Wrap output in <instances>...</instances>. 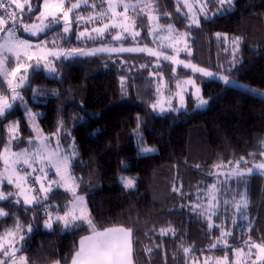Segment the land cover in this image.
Listing matches in <instances>:
<instances>
[{"label":"trees","instance_id":"obj_1","mask_svg":"<svg viewBox=\"0 0 264 264\" xmlns=\"http://www.w3.org/2000/svg\"><path fill=\"white\" fill-rule=\"evenodd\" d=\"M41 2L32 0L30 15L38 12ZM105 4L106 0H86L77 11L99 12ZM152 5L159 22L189 33L192 54L183 58L220 69L228 52L225 64L229 66L221 71L264 90V0H232L225 12L201 18L197 26L188 25L181 3L177 11V0H152ZM130 16L139 29V41L149 43L147 14L137 9ZM58 27L36 37L24 35L45 40L51 30L57 34ZM75 28L74 24L70 37L63 40L65 45L78 43ZM232 38L239 45L234 56L224 51V43ZM98 39L105 42L110 37ZM121 60L107 54L59 56L53 60L52 74L39 64L30 67L23 93L46 133L61 130L62 145L71 140L76 145L70 171L94 224L77 220L65 226L54 221L51 228H44L48 213L67 208L72 195L64 188H53L47 199L31 205L14 194L0 200L7 213L0 218V233L12 227L22 231L24 239L15 254L24 256L28 264H69L79 238L114 226L131 231L133 264H205L207 256L232 259L234 251L247 244L264 245L263 174L243 176L237 194L220 191L212 201L206 194H196L213 182L212 166H244L262 158L264 98L217 79L198 77L207 100L204 108L195 109L188 94L184 110L160 114L151 107L156 89L150 71H159L167 81L189 71L175 68L168 60L155 66V58L143 53L125 57L128 71ZM0 92L7 90L1 87ZM14 120L19 121L20 136L13 148L30 145L31 132L23 112L14 105L0 116V150L7 143L6 127ZM137 123L143 149L153 151L137 146ZM198 130L203 136L200 141L194 140ZM121 175L133 178L134 186L125 187ZM242 197L247 207L239 212L235 205ZM223 209L226 213H219ZM213 210L219 214L210 216Z\"/></svg>","mask_w":264,"mask_h":264},{"label":"rangeland","instance_id":"obj_2","mask_svg":"<svg viewBox=\"0 0 264 264\" xmlns=\"http://www.w3.org/2000/svg\"><path fill=\"white\" fill-rule=\"evenodd\" d=\"M43 2L44 0H42L41 2V7H40L41 11L43 10ZM85 2L86 0H65V9L70 7L72 3H79L81 5L84 4ZM123 2L136 4L138 0H123ZM150 2H151V7H144V5L149 3V0H140L141 7L144 8L142 12H145L148 16V21H149L148 38L150 40L149 43L139 41L138 36L140 32L139 29L135 27V23L134 25L132 24L133 19L130 16L132 10L131 8H129L127 12H125L122 6H118L115 8L116 15H113V11L109 9V4H120L121 0H106V4L104 8L99 12H90V13L88 12L87 14H83L77 11L78 8L74 9L69 14V20L67 22H65L62 18H59L62 14H58V22L53 23L51 28L54 26H59L61 28L60 29L61 31L60 30L57 31L56 34L55 33L56 31L51 30L52 32H50V37H48L49 39L47 38L45 40L31 39L24 35L25 33L28 35L30 34L26 31H23L22 29L23 24L31 25V24L40 23V21L37 19V17H39V11L37 13H33L32 15H30L27 11V5H25L23 11L20 9H16L15 5H11L8 9L9 12H15V19L8 20V23L4 25L5 31H0V43H3L4 39L7 36L6 29L10 27L13 22H15L19 26L16 35L19 37V39L28 41L33 47L30 50H28V55L24 54V50H21L19 59H17L15 55L9 54L7 52L4 53L5 57H7L6 71L10 73L13 70H15L17 67H19L20 71L16 73L15 78L11 77L10 75H5L4 73H0V91H1V87H5V89L7 90V93L0 92V95H4L8 98V103L11 104V107L15 105L23 112L28 128L31 132V136L28 139L30 141V145L28 147L14 149L12 144L15 141V139L20 136V124L18 120H14L9 122V124L7 125L6 127L7 143L0 150V192H3L5 194L13 193L23 201V196L19 195L20 189L16 187L17 177L25 178L26 182L22 184V187L24 189L32 188L38 190L40 188V183H36L35 181L36 178L40 177L41 182L45 185V187H48L49 182L52 181L57 182L51 184V190L55 187H61L70 191L72 196L71 199L69 200L68 206L65 209V211L59 214L48 213L47 218L44 220V225H43L44 228L46 229H49L48 227H46V222L50 221L51 224H53L54 220H58L57 217H63L66 212L73 209L74 205H77L75 207L74 215L79 216L80 208L83 207L86 209V213L88 217V219H83V220H85L88 223V220L90 219L92 222L91 225L94 224V221L92 218L90 208L85 200V197L82 194V192H80L77 182L70 171V163L77 152L76 145L71 140L68 142L66 147L63 146L61 142L62 141L61 136L63 133L61 132V130H58L53 134L46 133L39 123L38 113L32 109L30 101L23 93L22 90L23 86L26 84L30 67L33 64L42 65L47 74H52L53 60L59 56H75V55L89 56L94 54H107L110 56H116L121 58L122 59L121 63L127 71L129 64L126 62L125 57L128 54L143 53L144 55L147 56H153L155 58V63H154L155 66L158 65V63L161 60L171 61L174 64L175 68L181 67L189 72L186 76L180 77L176 80L167 81L165 80L163 74L160 73L159 71L157 70L150 71V75L154 76L155 78L154 80H155V89H156V99L151 104V107L155 112L160 114L166 112H178L180 110H184L187 106L188 94L193 99L195 109L204 108L207 105V103L201 105L200 99L202 98L205 101L207 100L203 98L201 94V86L197 80L198 77L217 79L226 84L238 87L242 90L251 92L256 96L264 98L263 89L244 83L235 77L227 75L226 72L221 71L224 65H226L227 67L229 66L225 64L226 58L230 57L228 55V52L227 55L221 60L220 69L205 67L198 62H193L190 59L183 58L182 56L183 54H187V55L192 54V49L190 47L189 41L187 40L189 33L186 30H182V29L179 30L172 25L174 28V32L169 34L166 31V29L167 26L171 24H163L159 22V20L158 21L150 20L149 13L152 15H157L154 11L152 0H150ZM188 2L192 4L193 6L192 10H190L187 7H184L182 0H181V4H182L181 10H182V14L186 16L187 23L189 26H197L196 23H193V18H197L200 23L201 18L208 19V18H212L215 14H220L225 12L227 10V4H228L225 3L223 6H221L218 3V0H188ZM31 6H32V0H31ZM202 6L204 7L203 12H201L200 10ZM102 11H104L106 14L102 16H98V13ZM0 16H4L5 19H7V16H5V9L0 8ZM124 16H127L129 19L127 21H124ZM122 22L124 26L128 27L127 31L124 30V26H122ZM44 23H48V21L45 20ZM66 23L69 26V31L67 32L64 31ZM157 23L160 26H162L161 29L159 30L156 29ZM74 24L76 27L74 38L78 41V43L76 45L72 43L70 45L69 44L65 45V43H63V40L70 37V31L73 29ZM106 24L108 25V28L103 32V34L94 31V29L97 28H104V25ZM113 25H115V27H113ZM58 28L55 29L58 30ZM20 31L23 32V34H21ZM45 31L40 32L39 34L44 33ZM82 32L85 33L84 36H81ZM106 32H110V35L106 36V34H108ZM135 33H139V34L134 35ZM38 35H32V36L36 37ZM116 36H119L120 38L114 39V37ZM170 36L171 38H167ZM103 37H110V40L105 42L95 41V40H99L98 38H103ZM175 37L180 38L179 44L175 43V39H174ZM88 41H92V42L87 43ZM48 44H50L51 46ZM224 44H225L224 51L228 50L231 52V56H234L235 52L239 48V45L237 44L236 40L232 38L229 41H226V43ZM122 48L134 49V50L121 51L120 49ZM72 49H80L83 51L84 54H80L79 52H71L70 50ZM141 49L144 50L141 51ZM149 49L152 50L153 52H156L158 55L150 54V52L148 51ZM50 51L59 53V55H47L46 59H39L40 56L46 55ZM29 55L32 57L31 59L28 58ZM165 57H171L172 59H166ZM175 61H182L183 63H177ZM185 65H190V66L185 67ZM196 69H203L204 71H197ZM205 72L211 73V75H205L204 74ZM21 76L26 77V79L24 80L23 84H20L17 87L16 85L19 83V78ZM225 78L227 79L228 82H225ZM9 80H12L11 87L9 85ZM189 81H191V83H189ZM137 124H138L137 128L134 131L135 142L140 149H143L144 146H142V142H141L142 133L139 130V123ZM13 125L17 126L18 131L14 134H10L9 127ZM194 136H195L194 140L196 141H200L203 138L200 130H198V132L196 133V135L194 134ZM10 139H11V144L9 146L10 150L9 152L5 153V146L9 145ZM38 151L42 153V156L36 155ZM21 152H26L29 158H34L35 162L32 164V167H29L28 165L24 164L23 160L13 164V161L16 159V157L13 154L21 153ZM51 153H55V156H52L51 160H49L48 157ZM64 157H68L69 167L67 168V170L61 169V174L58 175L57 169L54 166V162ZM5 158L8 161L7 165L5 163ZM260 164H264V151L262 152V158L258 159L257 161L254 160L252 163L244 166L238 165L237 163L229 166H222L220 164L212 166L210 174L214 178L213 182L210 185H208V188L206 190H202V188L197 189L196 194L198 193L199 195L206 194L209 197L207 199L208 201H212L213 196L216 197L218 195L219 197L220 191H228V195L229 193L233 194V191H236L237 194V185L238 183H240V181L245 182L244 179L245 176L253 173H261L264 175V168L257 167ZM41 167H43L44 169L43 173H41L39 170L33 171L34 168L40 169ZM44 173H46L47 179H43ZM237 173H243V175H238ZM61 175L71 176L72 181L65 186L63 181L61 180ZM9 176H11L12 180L14 181L13 183L8 182ZM119 178H120V182L125 186L124 180L122 178H129V177L121 175ZM129 179H132L135 184V180L133 178H129ZM5 184L9 185V187L4 188ZM213 185H215V189H213L212 187ZM32 194L36 195L37 193L33 191ZM48 194L49 192L47 193V197ZM39 195L41 197V200H43L44 193L40 192ZM228 195L224 200L229 201ZM239 195H241V193ZM76 197H83L82 204H78ZM34 203L36 202H33L32 204ZM26 205H31V204H26ZM223 210H221V212L219 213L222 214L226 213L227 210L226 209ZM242 211H243L242 209L239 210V212ZM244 212L246 214L245 217H247L246 210ZM219 213L217 212V210H213L210 216L212 215L213 217L215 216V214H219ZM2 217L3 216H0V218ZM69 220L72 221L71 217H69ZM60 221L64 223V221L62 220ZM10 231L13 232L15 235L7 236V233ZM21 236H23V233L22 231L18 230L17 227L6 229L0 233V237H5L4 241H0V243H3V249H0V261H5L7 262V264H24V261H21L20 259L21 257L24 258V256L15 254L21 248V239H20ZM247 245L248 247L246 248L241 247L238 250L234 251V256L232 259H229L227 256H223V257L207 256V258L205 257L206 259L204 260V262L205 264H218V262H220V264H230V263L231 264H264V256L258 259L257 257L260 256L259 250L253 246V245H262V244L254 243ZM5 249L7 250L8 253L7 255L4 254ZM26 264H28L27 261Z\"/></svg>","mask_w":264,"mask_h":264},{"label":"snow or ice","instance_id":"obj_3","mask_svg":"<svg viewBox=\"0 0 264 264\" xmlns=\"http://www.w3.org/2000/svg\"><path fill=\"white\" fill-rule=\"evenodd\" d=\"M178 7L177 11H180V3L181 0H177ZM183 6L189 8L192 10V4L188 2V0H182ZM218 3L223 6L225 3L231 4L232 0H218ZM11 5H15L16 9H20L23 11L25 8V5H27V11L28 13L33 12V8L31 6V0H0V8L5 9V16H7V19H5L4 16H0V31H5L4 25L8 23V20H14L15 19V12H9L8 9ZM118 6H122L127 12L129 8H131L133 11L139 9L140 11H143L144 8L141 7L140 0L136 4L131 3H124L123 0H121L120 4H109V9L113 11V15H116L115 8ZM80 7L79 3H72L70 7L65 9V0H44L43 2V10L36 9V11H39V17L37 19L40 21L39 24H23L22 29L23 31L28 32L30 35H38L40 32L45 31L46 29L50 28L53 23L58 22V14H62L59 18H62L65 22L69 20V14L74 10ZM144 7H151V2L149 0V3L144 5ZM201 12L204 11V7H201ZM106 14L104 11L98 13V16H102ZM93 19V18H90ZM129 18L127 16H124V21H127ZM149 19L150 20H156L158 21L159 17L158 15H152L149 13ZM47 20L48 23H44V21ZM193 23H196L198 25L199 21L197 18H193ZM134 25V21L132 22ZM122 26L123 22H122ZM18 25L13 22L10 27L6 29L7 36L4 39L3 43H0V73H4L5 75H10L11 77L15 78L16 73L20 71L19 67H17L12 72L6 71V61L7 57H5L4 53L7 52L9 54L15 55L17 59H19L20 51L24 50V54L28 55V50H30L33 46L26 40L19 39V37L16 35V32L18 30ZM115 27V25H113ZM162 26H160L158 23L156 24V29H161ZM108 28V25H104V28H97L94 29V31L103 34V32ZM124 30L127 31L128 27L124 26ZM64 31H69V26L66 23ZM166 31L171 34L174 32V28L172 25H168ZM139 33H135L134 35H138ZM85 33H81V36H84ZM183 35V34H181ZM119 36L114 37V39H119ZM167 38H171L167 37ZM175 43L179 44L180 38L175 37ZM40 47V46H37ZM121 51H133L134 49H120ZM144 49H141L143 51ZM71 52H79L80 54H84L82 50L80 49H72ZM150 54L152 55H158L156 52H153L152 50H148ZM47 55H59V53L56 52H49L46 55H42L39 57V59H46ZM29 59L32 57L29 55ZM166 59H172L171 57H165ZM177 63H183L182 61H175ZM190 65H185V67H189ZM51 70V69H50ZM197 71H204L203 69H196ZM205 75H211V73H204ZM26 77L21 76L19 78V83L16 85L17 87L20 84H23ZM225 82H228L225 78ZM191 83V81H189ZM10 87L12 86V80H9ZM14 90V89H13ZM199 91V90H197ZM207 101L200 99V104H206ZM11 107V104L8 103V98L4 95H0V116L5 115L6 110ZM18 131L17 126L13 125L9 127V133L14 134ZM10 144L11 139L9 140V145L5 146V153L9 152L10 150ZM144 152H150L153 151L151 148H144ZM16 159L13 161V164L20 162L23 160V163L28 165L29 167H32V164L35 162L34 158H29L26 152L21 153H15L13 154ZM37 156H42V153L38 151L36 153ZM52 156H55V153H51L48 157L49 160H51ZM5 163L7 165L8 161L5 158ZM54 166L57 169V174H61V169L67 170L69 167V159L68 157H64L62 159L56 160L54 162ZM257 167L264 168V164H260ZM39 170L41 173L44 172L43 167L40 169H33V171ZM7 171V168H6ZM251 171V170H249ZM238 175H243V173H237ZM43 179H47L46 173L43 175ZM124 180L126 187H132L134 185V181L129 178H122ZM61 180L63 181L64 185H68L72 178L69 175H61ZM8 182L13 183L11 176L8 177ZM26 182L24 177H17L16 181V187L20 189L19 195L23 196V202L25 204H32L33 202L39 203L41 201V197L39 195L40 192L44 193L43 199H47V193L51 191V184L57 183L55 181L49 182L48 187H45V185L41 182V178H36V183H40V188L38 190L36 189H24L22 187V184ZM213 189H215V185L212 186ZM33 191H35L37 194L33 195ZM14 195L13 193L5 194L3 192H0V200L8 199L10 196ZM212 199L214 200L215 197L213 196ZM76 200L78 204H82L83 197H76ZM20 201L17 200V203ZM227 203V201H226ZM77 205H74L73 209L69 210L65 213L63 217H57L58 220L64 221L65 225L67 226L71 221L69 220V217H71V220H78V219H88L86 209L81 207L80 208V214L79 216L74 215L75 207ZM237 211H239L243 207H247V200L246 198L242 197L241 201L236 203L235 205ZM7 215V213L4 212L3 208H0V216ZM210 219V217H209ZM89 225H91V220H88ZM211 226V225H210ZM46 227L51 228L52 224L51 222H46ZM31 229L29 228V231ZM168 230H163L162 232H165ZM15 234L13 232H8L7 236H14ZM224 233H222V236ZM130 230L125 229H108L105 230L103 233H96L94 230V235L89 237H84L81 240V245L79 250L75 253V256L72 258V264H131L130 262V256H131V242H130ZM20 239H24L23 236L20 237ZM5 237H0V241H4ZM247 244V242H246ZM215 246V245H213ZM259 250L260 256L257 258L260 259L262 256H264V245H253ZM0 249H3V243H0ZM189 251V249H185V252ZM242 251V250H241ZM4 254L7 255V250H4ZM239 254V253H238ZM14 255V254H13ZM21 261H24V264H26L25 258L21 257ZM0 264H7L5 261H0ZM220 264V262H218Z\"/></svg>","mask_w":264,"mask_h":264},{"label":"crops","instance_id":"obj_4","mask_svg":"<svg viewBox=\"0 0 264 264\" xmlns=\"http://www.w3.org/2000/svg\"><path fill=\"white\" fill-rule=\"evenodd\" d=\"M78 220H83V219H78ZM54 221H59V222H61L60 220H54ZM75 221H77V220L71 221L67 226L71 225V224H72L73 222H75ZM83 221H85V220H83ZM61 223H62L63 225H65V223H63V222H61ZM65 226H66V225H65ZM108 229H125V230H129V229H127V228H125V227H122V226H114V227H108V228H105V229L96 230L95 232H96V233H103V232H105V230H108ZM93 235H94V232H92V233H90V234H87V235H84V236H82L81 238H79L76 252H77V251L79 250V248H80L81 240H82L84 237H89V236H93ZM129 239H130V242H131V256H130V262H131V264H133L132 233H131V231H130V237H129ZM76 252H75V253H76ZM75 253L73 254L72 258L75 256ZM72 258H71V261L69 262V264H72ZM51 264H60V263H59V262H53V263H51Z\"/></svg>","mask_w":264,"mask_h":264}]
</instances>
